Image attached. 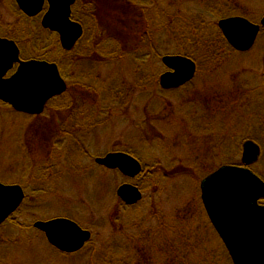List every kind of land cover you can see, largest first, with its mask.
I'll use <instances>...</instances> for the list:
<instances>
[{"label": "rangeland", "instance_id": "rangeland-1", "mask_svg": "<svg viewBox=\"0 0 264 264\" xmlns=\"http://www.w3.org/2000/svg\"><path fill=\"white\" fill-rule=\"evenodd\" d=\"M130 2L92 0L91 6H85L100 23L98 38L104 41V51L99 53H109L119 41L116 38L122 43L131 36L133 44L140 43V33L147 32L148 13L155 8L151 25L158 28L159 16L173 15L179 21L201 15L215 28L226 18L243 17L256 24L264 18V0L200 1L205 5L140 0L139 7ZM212 4L214 10L208 8ZM1 12L12 21L10 13ZM53 38L50 36L51 53L39 49L40 45L32 49L36 39H22L23 55L48 58L57 54ZM228 49L220 50L213 61L200 59L190 83L163 89V93L153 84L167 72L162 60L147 57L141 66L147 81L137 84L130 57L113 60L94 54L93 58H77L64 73L72 97L64 98L66 91L40 116H26L0 102V181L19 185L25 194L21 207L0 226V264H91L101 260L117 264L118 258L124 261L128 257L127 250L116 248L115 240L124 239L120 228L132 232L137 225L139 231L140 224L154 221L155 213L195 219L211 234L198 181L224 165H240L246 141L263 143L264 148V28L251 51ZM156 52L162 58L179 55L173 48ZM112 96L126 97L112 101ZM76 107L78 114L72 117ZM66 134L74 141L69 142ZM75 140L81 142V148ZM128 147L143 158V162L138 160L143 170L137 178H126L95 162ZM261 154L252 170L264 176V151ZM123 184L141 190L137 205L126 206L117 196ZM258 204L264 206V199ZM57 218L74 221L90 231L92 239L75 254L59 251L33 227L37 221ZM215 242H209L212 248Z\"/></svg>", "mask_w": 264, "mask_h": 264}, {"label": "water", "instance_id": "water-1", "mask_svg": "<svg viewBox=\"0 0 264 264\" xmlns=\"http://www.w3.org/2000/svg\"><path fill=\"white\" fill-rule=\"evenodd\" d=\"M28 15L41 12L44 0H17ZM49 11L42 25L59 35L61 46L71 51L84 34L80 23L72 20V6L76 0H48ZM220 32L237 51H251L264 18L255 24L243 17H231L218 21ZM14 63L17 72L8 79L3 76ZM167 72L160 75V85L165 90L177 89L192 81L196 63L182 55L162 58ZM55 63L20 60L15 42L0 38V100L16 112L41 115L47 103L67 91V83L61 77ZM261 149L254 141L243 146L241 165H225L206 176L201 182V200L211 225L224 245L232 264H264V181L249 167L258 162ZM97 165L118 170L123 176L134 179L142 172L141 163L133 156L116 152L96 158ZM127 206H135L142 200L141 190L131 184H123L116 191ZM24 191L19 185H5L0 181V226L21 207ZM33 227L42 232L48 242L59 251L75 254L92 239V233L67 218L37 221Z\"/></svg>", "mask_w": 264, "mask_h": 264}, {"label": "trees", "instance_id": "trees-1", "mask_svg": "<svg viewBox=\"0 0 264 264\" xmlns=\"http://www.w3.org/2000/svg\"><path fill=\"white\" fill-rule=\"evenodd\" d=\"M89 1V5L91 6L92 0ZM139 1L140 0H131L130 3L135 7H139ZM174 1V4L178 5L176 2L179 0ZM186 1L194 3H197L198 1L199 4H201L205 0H183V2ZM215 3L216 1L214 4ZM77 5L73 7L75 10L73 14L75 19L80 18L77 11V8L80 9V7ZM83 5L85 6L84 3ZM212 6L213 4L209 5L208 8L210 10H214L215 8ZM141 9L142 8H140V10ZM156 10V8L152 9L150 10V13H148L147 32L144 31L140 33L141 35L139 36L142 37L140 43H137V45L136 43L133 44L131 36H126L125 38H128V40H125L122 43L119 42L122 41L120 38H116L119 41H115V46L111 48L109 53L104 55L99 53L100 50L104 51V41L101 38H98L99 31L101 29L97 17L95 14L88 13L85 15L83 13L82 20L78 21L84 25V36L75 48L71 52H64L59 45L58 48L60 50V54L50 55L47 59L58 65L59 71L64 77V73L67 74L66 70L68 71L69 68L73 66L77 58L80 57L87 56L89 58H93L92 55L94 54H97V56L100 57L108 55V58L113 60L130 57L131 68L133 69L134 74L139 78L137 84H140L141 82L147 81L141 67L142 64L147 63V57L151 56L153 59L162 60L161 54L156 52L159 49L166 51L168 48H173L179 55L193 59L196 64L199 63L200 59L205 57L210 58L212 61L216 58L218 59L219 57L217 55L220 53V50H227V48H229L228 50H231L230 45L225 40L222 32H220L221 30L218 25L216 24L215 28L212 25L207 24L201 15H197V18H182L183 20L179 21H177L173 15L167 18L159 16L158 19L161 23L158 28V25L156 26V24H154V26L151 25L153 19L152 14L156 12ZM140 13L143 15V18H146L145 11L141 10ZM132 22L135 24L139 23L134 19ZM41 45L42 44H40V46ZM106 48L108 49V46H106ZM65 56H67V58L63 59ZM72 56H74V59ZM141 73H143V76H140ZM153 84L156 90L159 89L160 92H164L158 82V79ZM81 87L83 86L81 85ZM71 97V92L68 94L67 91L64 98L68 99ZM125 97L126 96L121 98L119 97L118 99L116 96H112L113 99L111 100L124 101ZM71 100L72 99H69L67 101L69 106L74 104ZM125 102L123 104H125ZM76 104L78 105V103ZM78 110L79 107L72 109V117H76ZM78 117L79 116H77V118ZM77 120L79 121V119ZM66 136L67 138L69 136V142L74 141L71 135L66 134ZM75 142L77 147H80L81 142H79V140H75ZM258 144H260L263 152V143L259 142ZM68 146L72 145L69 143ZM123 152H126L143 162V158L141 159L130 147L125 149ZM256 174L264 180V176L258 172ZM198 182L200 185L201 180ZM187 214L191 215V213ZM180 215L181 214H177V216H175L176 218H168L163 217L161 214L156 215L155 213L152 217V219L155 218L154 221L152 223H148L147 226H145V224H140V226H138L139 231L136 230L137 225L132 226V232H129L125 228H120L122 233H124V239L120 242L115 240L116 248L127 250L125 253H128V257L124 258V261L118 258L117 264H232L227 251L224 249L225 247L220 239H218L212 226H210L212 230L211 234H209L207 232L208 228L204 226V223L200 225V223H196L194 221L195 219H185L180 217ZM214 237L215 239H213ZM209 242H215L213 248L210 246ZM104 257H106V255ZM113 262L114 261L101 260L99 263L91 262V264H112ZM114 264H116V262Z\"/></svg>", "mask_w": 264, "mask_h": 264}, {"label": "flooded vegetation", "instance_id": "flooded-vegetation-1", "mask_svg": "<svg viewBox=\"0 0 264 264\" xmlns=\"http://www.w3.org/2000/svg\"><path fill=\"white\" fill-rule=\"evenodd\" d=\"M83 3L85 4V6H89L90 1L89 0H76L74 7L77 4L79 5L80 9L77 8V11H78L81 19L80 18H78V19L74 18L73 14L75 11L73 9L72 20L79 22L82 25L83 30H85L84 25L78 20H82V18H83L82 14L83 13H86V14H88V13L94 14V13L87 11V9L83 5ZM49 7H50V5H49L48 0H44V4L42 6V10L40 13L35 14V15H28L24 10H22V8L18 4L17 0H0V38L16 43V45L18 46L19 51H20V60L23 62L36 60V61H46L49 63H55V62H51L50 60L45 58L46 56L44 57L42 55H40V56L37 55L36 57L33 56L30 58H26L23 55L24 43L22 41V39H26V38H28V39L30 38V39H34V40L36 39L35 44L32 46L33 47L32 49H34V47H37L40 44H42L39 47V49L43 48L46 53L47 52L51 53V50H49L50 49V36H53V37H55V39L53 38V40H54L53 42H55V44H53L52 46H56L55 53L60 54V50L58 47L60 45V47L62 48V46H61V43L59 40V35L56 32L51 31L50 29L44 28V26L42 25L43 18L47 14V12L49 11ZM1 9H4L6 12L11 14L12 21H8L3 17ZM47 45H48V47H47ZM62 50L64 52H66L63 48H62ZM18 67H19V63H14L13 67L10 70H8L6 72V74L3 76V79L4 80L10 79L14 75V73L17 72ZM60 75L65 80V78L63 77L61 72H60ZM63 95L55 97L52 100H55L59 97H62ZM52 100H50L47 103V105ZM0 102L4 105L6 104V103L2 102L1 100H0ZM6 105H8V104H6ZM47 105L45 107V110L47 109ZM8 106L11 107L10 105H8ZM21 114H24V113H21ZM24 115L29 116V117L40 116V115H28V114H24ZM257 144H258V142H257ZM258 145L260 146V144H258ZM261 150H262V148H261Z\"/></svg>", "mask_w": 264, "mask_h": 264}]
</instances>
